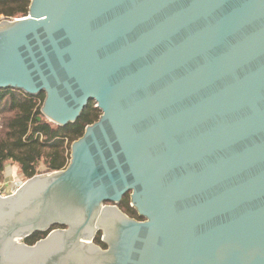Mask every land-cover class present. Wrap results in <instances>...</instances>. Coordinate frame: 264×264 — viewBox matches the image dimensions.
I'll return each mask as SVG.
<instances>
[{
  "label": "water",
  "instance_id": "water-1",
  "mask_svg": "<svg viewBox=\"0 0 264 264\" xmlns=\"http://www.w3.org/2000/svg\"><path fill=\"white\" fill-rule=\"evenodd\" d=\"M7 88L100 115L0 198V264H264V0H31L0 21Z\"/></svg>",
  "mask_w": 264,
  "mask_h": 264
},
{
  "label": "trees",
  "instance_id": "trees-1",
  "mask_svg": "<svg viewBox=\"0 0 264 264\" xmlns=\"http://www.w3.org/2000/svg\"><path fill=\"white\" fill-rule=\"evenodd\" d=\"M31 0H0V20L26 16ZM45 94L28 95L17 89H0V181L6 164L13 165L22 179L41 172H52L66 167L71 143L82 136L85 126L95 122L100 110L89 101L73 123L59 126L49 121L40 111ZM43 169L41 170V168ZM118 207L127 215L142 219L130 206L129 192ZM63 227L53 225L51 228ZM46 232H35L26 238L33 244ZM94 243L105 248L98 231Z\"/></svg>",
  "mask_w": 264,
  "mask_h": 264
},
{
  "label": "rangeland",
  "instance_id": "rangeland-1",
  "mask_svg": "<svg viewBox=\"0 0 264 264\" xmlns=\"http://www.w3.org/2000/svg\"><path fill=\"white\" fill-rule=\"evenodd\" d=\"M8 167H9V169H11V172L8 170ZM42 169H43V167L41 168V170ZM44 173H49V172H41L39 174H44ZM25 180H27V179H22L18 175L16 168H13V165L6 164L3 180L0 181V190H4V189L9 190L10 189V191L13 192V191L17 190L23 184V182Z\"/></svg>",
  "mask_w": 264,
  "mask_h": 264
},
{
  "label": "built area",
  "instance_id": "built-area-1",
  "mask_svg": "<svg viewBox=\"0 0 264 264\" xmlns=\"http://www.w3.org/2000/svg\"><path fill=\"white\" fill-rule=\"evenodd\" d=\"M10 193H12V191H10V189L9 190H6V189L0 190V198H3V197L7 196Z\"/></svg>",
  "mask_w": 264,
  "mask_h": 264
},
{
  "label": "flooded vegetation",
  "instance_id": "flooded-vegetation-1",
  "mask_svg": "<svg viewBox=\"0 0 264 264\" xmlns=\"http://www.w3.org/2000/svg\"><path fill=\"white\" fill-rule=\"evenodd\" d=\"M117 206H118V204H117ZM120 209V208H119ZM121 210V209H120ZM126 214V213H125ZM127 215V214H126ZM127 216H129V215H127ZM129 217H131V216H129ZM131 218H134V217H131ZM134 219H136V218H134ZM136 220H140V219H136ZM142 220V219H141ZM57 228V227H56ZM56 228H50L49 230H51V229H56ZM58 228H60V227H58ZM44 232H46V234H45V236L47 235V233L49 232V231H44ZM101 232V231H100ZM102 234V233H101ZM32 235V234H31ZM96 235V234H95ZM44 236V237H45ZM95 237V236H94ZM28 238V237H27ZM43 238V237H42ZM39 239H41V238H39ZM39 239H37V240H39ZM94 239V238H93ZM36 240V241H37ZM36 241H34V243L36 242ZM94 242V241H93ZM25 243L26 244H28L27 242H26V240H25ZM106 247V246H105Z\"/></svg>",
  "mask_w": 264,
  "mask_h": 264
},
{
  "label": "crops",
  "instance_id": "crops-1",
  "mask_svg": "<svg viewBox=\"0 0 264 264\" xmlns=\"http://www.w3.org/2000/svg\"><path fill=\"white\" fill-rule=\"evenodd\" d=\"M11 168V167H10ZM14 168V167H13ZM8 170L11 172V169H9V167H8Z\"/></svg>",
  "mask_w": 264,
  "mask_h": 264
}]
</instances>
